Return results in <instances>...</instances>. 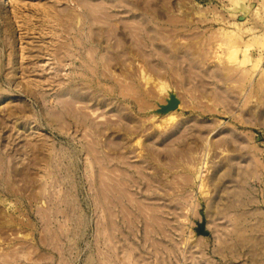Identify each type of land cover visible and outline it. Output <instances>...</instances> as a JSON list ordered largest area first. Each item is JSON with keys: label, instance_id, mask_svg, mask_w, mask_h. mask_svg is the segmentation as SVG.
Listing matches in <instances>:
<instances>
[{"label": "rangeland", "instance_id": "374dc122", "mask_svg": "<svg viewBox=\"0 0 264 264\" xmlns=\"http://www.w3.org/2000/svg\"><path fill=\"white\" fill-rule=\"evenodd\" d=\"M0 264H264V0H0Z\"/></svg>", "mask_w": 264, "mask_h": 264}, {"label": "water", "instance_id": "95a60500", "mask_svg": "<svg viewBox=\"0 0 264 264\" xmlns=\"http://www.w3.org/2000/svg\"><path fill=\"white\" fill-rule=\"evenodd\" d=\"M170 101H167L166 105H161L159 106V110L157 111V114H163L166 115L167 113L174 111L178 108L179 106V100L176 95L172 94L170 95ZM206 235L208 234L207 232H204Z\"/></svg>", "mask_w": 264, "mask_h": 264}, {"label": "bare ground", "instance_id": "6f19581e", "mask_svg": "<svg viewBox=\"0 0 264 264\" xmlns=\"http://www.w3.org/2000/svg\"><path fill=\"white\" fill-rule=\"evenodd\" d=\"M145 80H147V78L146 77H143ZM148 81V80H147ZM131 90V89H130ZM152 94V93H151ZM157 97V96H156ZM155 98V97H154ZM171 99H170V97H169V99H168V101H170ZM139 102V101H138ZM158 104V103H157ZM144 106V105H143ZM200 174V173H199Z\"/></svg>", "mask_w": 264, "mask_h": 264}]
</instances>
